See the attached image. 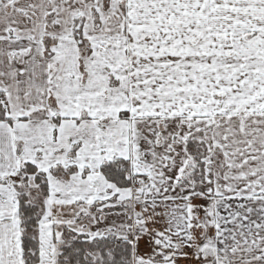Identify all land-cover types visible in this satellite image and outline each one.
I'll list each match as a JSON object with an SVG mask.
<instances>
[{"label":"snow or ice","instance_id":"1","mask_svg":"<svg viewBox=\"0 0 264 264\" xmlns=\"http://www.w3.org/2000/svg\"><path fill=\"white\" fill-rule=\"evenodd\" d=\"M0 264H264V0H0Z\"/></svg>","mask_w":264,"mask_h":264}]
</instances>
